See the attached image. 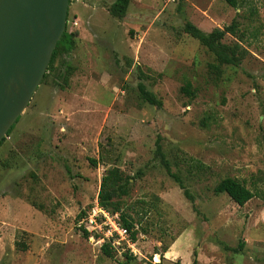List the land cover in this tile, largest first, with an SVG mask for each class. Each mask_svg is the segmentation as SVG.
<instances>
[{
	"label": "rangeland",
	"instance_id": "374dc122",
	"mask_svg": "<svg viewBox=\"0 0 264 264\" xmlns=\"http://www.w3.org/2000/svg\"><path fill=\"white\" fill-rule=\"evenodd\" d=\"M115 1L69 0L74 49L3 138L0 264H264V0L237 10L221 0H130L122 19L109 12ZM233 20L238 33L222 43L239 46L240 62L215 70L183 27L210 33ZM140 85L160 108L141 100ZM157 139L191 199L156 157ZM114 167L132 178L115 200L134 223L128 263L123 245L109 257L77 226ZM226 178L254 197L239 207L214 194Z\"/></svg>",
	"mask_w": 264,
	"mask_h": 264
},
{
	"label": "water",
	"instance_id": "95a60500",
	"mask_svg": "<svg viewBox=\"0 0 264 264\" xmlns=\"http://www.w3.org/2000/svg\"><path fill=\"white\" fill-rule=\"evenodd\" d=\"M69 0H0V142L39 87Z\"/></svg>",
	"mask_w": 264,
	"mask_h": 264
},
{
	"label": "trees",
	"instance_id": "16d2710c",
	"mask_svg": "<svg viewBox=\"0 0 264 264\" xmlns=\"http://www.w3.org/2000/svg\"><path fill=\"white\" fill-rule=\"evenodd\" d=\"M226 3L231 8L237 10L242 8L241 1L242 0H221ZM130 0H116L112 6L110 7V14L112 17L117 19H122L129 8ZM183 32L191 37L192 39L196 40L201 46L205 47L208 52H210L216 61V65L213 66L215 70H218L222 66H237L240 62L241 56L239 55V46H227L222 43V40L227 36H235L238 33V24L235 20L231 22L230 25L225 26L223 29H214L210 33H205L196 26L191 23H186L183 27ZM75 46L74 35L72 33H68L67 30L63 33L61 39L58 41L56 48L52 54L51 60L47 67L46 72H49L53 69V65L57 57L59 55L65 54L69 55ZM69 66L66 67L67 72ZM72 71L71 69H69ZM46 76V73L44 77ZM43 77V78H44ZM64 84L67 85V79L64 78ZM182 91L189 97L194 96V92L191 89V84L187 83L183 88ZM139 94L140 98L143 102L155 106L157 108L161 107V103L157 101L150 93H148L144 86H139ZM18 120V119H17ZM16 120V122H17ZM15 122V123H16ZM14 123V124H15ZM14 124L7 132V136L13 129ZM5 139L0 142V146ZM156 150L155 155L157 158L160 159L161 165L165 169L166 174L173 179L179 187L184 190V195L186 198L191 199L189 193L185 189V186L181 179L172 172L171 165L169 161L166 159L165 155L162 152V148L159 142V139L156 141ZM93 165H96V161L90 160ZM132 180L131 177L125 176L119 169L111 168L108 169L102 178V182L100 185V192L98 194V203L100 206L110 210L111 212H119L121 216L122 225L130 232V237L132 242L136 241V235L133 232L134 223L127 219L128 216L122 214L119 210V204L115 201L116 199H120L128 195V187L130 185V181ZM214 194H226L232 202H234L239 207L244 206L247 202H249L253 197L254 194L251 190L246 188L244 184L239 182L233 178H226L220 181L213 189ZM85 211L80 214L79 220L84 216ZM83 232L85 237H88L89 234L87 232ZM17 247L21 250H26V245L17 243ZM243 244L238 246V249H232L234 253H239L242 249ZM102 252L111 257L112 253L110 250V245L104 243L101 247ZM124 257L126 259V263L132 261L133 256L130 255L128 252L124 253ZM196 264V261L193 262Z\"/></svg>",
	"mask_w": 264,
	"mask_h": 264
},
{
	"label": "built area",
	"instance_id": "2783aa9c",
	"mask_svg": "<svg viewBox=\"0 0 264 264\" xmlns=\"http://www.w3.org/2000/svg\"><path fill=\"white\" fill-rule=\"evenodd\" d=\"M77 226L87 232L91 240L97 239L98 244L107 243L111 249L118 251L123 245V252L137 256L136 244L132 242L130 232L122 225L120 213L100 206L98 200L85 211Z\"/></svg>",
	"mask_w": 264,
	"mask_h": 264
},
{
	"label": "bare ground",
	"instance_id": "6f19581e",
	"mask_svg": "<svg viewBox=\"0 0 264 264\" xmlns=\"http://www.w3.org/2000/svg\"><path fill=\"white\" fill-rule=\"evenodd\" d=\"M158 260V259H157Z\"/></svg>",
	"mask_w": 264,
	"mask_h": 264
}]
</instances>
